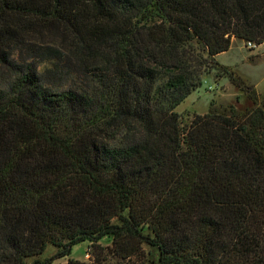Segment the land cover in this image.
<instances>
[{
  "label": "trees",
  "instance_id": "trees-1",
  "mask_svg": "<svg viewBox=\"0 0 264 264\" xmlns=\"http://www.w3.org/2000/svg\"><path fill=\"white\" fill-rule=\"evenodd\" d=\"M235 37L264 0H0V264H264V102L176 110Z\"/></svg>",
  "mask_w": 264,
  "mask_h": 264
},
{
  "label": "rangeland",
  "instance_id": "rangeland-1",
  "mask_svg": "<svg viewBox=\"0 0 264 264\" xmlns=\"http://www.w3.org/2000/svg\"><path fill=\"white\" fill-rule=\"evenodd\" d=\"M216 60L219 65L205 74L203 85L176 108L190 119L197 114L206 113L210 107H216L221 111L233 107L236 112L243 113L253 107L251 95L254 92L258 95L259 101L264 102V43L250 48L246 40L235 37L230 49L216 56ZM223 65L228 66L235 77L230 73L223 74ZM238 79L242 80L245 86L241 87ZM99 244L105 247L112 246V237L105 235ZM145 248L150 249L147 246ZM93 250L89 241H81L73 245L70 254L59 255V248L48 243L45 251L38 256L29 257L27 264H33L35 259L45 261L47 264H64L69 258L94 261L96 254L92 253ZM151 250L152 255L158 257V249L152 247ZM104 263L127 264V260L108 254Z\"/></svg>",
  "mask_w": 264,
  "mask_h": 264
},
{
  "label": "built area",
  "instance_id": "built-area-1",
  "mask_svg": "<svg viewBox=\"0 0 264 264\" xmlns=\"http://www.w3.org/2000/svg\"><path fill=\"white\" fill-rule=\"evenodd\" d=\"M247 45H248L250 48H255V47H257V45H256L255 43L251 42V41H248V42H247Z\"/></svg>",
  "mask_w": 264,
  "mask_h": 264
}]
</instances>
